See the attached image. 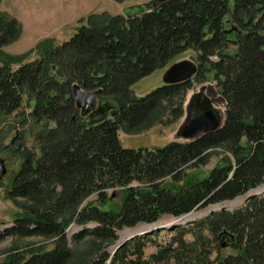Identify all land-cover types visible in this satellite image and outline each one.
Here are the masks:
<instances>
[{
  "label": "trees",
  "instance_id": "trees-1",
  "mask_svg": "<svg viewBox=\"0 0 264 264\" xmlns=\"http://www.w3.org/2000/svg\"><path fill=\"white\" fill-rule=\"evenodd\" d=\"M81 22L61 44L39 42L32 61L17 68L0 62V122L16 117L9 129L0 124V147L22 159L6 186L21 213L0 230V242L54 240L51 249L28 245L0 264H264V193H252L233 209L219 207L119 242L122 231L163 215L185 216L262 189L264 0H166L136 15L102 11ZM21 29L16 18L0 12V47L15 42ZM186 49L196 53L197 77L214 75L226 105L224 124L153 150L123 147L120 129L151 125L167 104L171 114L182 115L172 101L191 87V79L139 96L131 87ZM74 85L96 91L100 109L82 116ZM10 130L15 134L3 146ZM216 146L231 151L232 164L178 189L161 182L181 179L187 166L202 164ZM115 187L126 188L120 207L102 209ZM91 196L98 203L83 204ZM70 223L82 229L69 235ZM161 233L167 239L157 242ZM149 245L156 250L146 255ZM224 248L233 253L223 255Z\"/></svg>",
  "mask_w": 264,
  "mask_h": 264
},
{
  "label": "rangeland",
  "instance_id": "rangeland-1",
  "mask_svg": "<svg viewBox=\"0 0 264 264\" xmlns=\"http://www.w3.org/2000/svg\"><path fill=\"white\" fill-rule=\"evenodd\" d=\"M161 0H0V12H6L8 15L16 18L21 23V34L15 42L0 47V62H8L13 68H17L18 62L32 61L36 58L35 46L42 40H48L52 45L61 44V42L68 40L75 34L76 27L82 24V19H85L91 13H99L102 11H108L115 15H134L136 11H144L151 9V7L157 5ZM235 47H229L227 52H233ZM196 53L191 49H186L182 53L171 58L164 67L156 69L153 73L141 78L137 83L132 85L131 89L136 95H144L155 87L164 85L163 74L166 72L169 66L173 63L183 61V59L191 60L196 65ZM196 74V73H195ZM194 74L191 78V87L188 88L183 95L175 98L172 101V106L177 107L180 104L182 107V115L180 117L170 113V106L167 104V108L163 114L155 119V121L149 126H142L138 130H124L118 131V138H120L123 147L155 149L156 147L164 146L171 141L184 142V140L178 136V128L182 124L184 118L185 103L192 94L199 92L200 86H214V75L210 72L202 73L200 79ZM82 94L79 98L80 114L86 116L93 112L95 109H100L101 103L97 99V93L92 94L93 91H85L81 89ZM27 99H25L26 101ZM24 101V102H25ZM220 110L224 109L223 103L220 101L216 104ZM109 114V113H108ZM7 118V119H6ZM3 122V127L10 128L14 125L16 117L14 115L6 117ZM1 127V125H0ZM28 130V129H24ZM29 133L31 132L28 130ZM15 134L14 130H10L9 136L2 141L3 146L8 145L10 138ZM26 144L29 148L33 147L34 141L32 137L26 139ZM241 146L247 147L246 141H241ZM0 159L4 162L5 174L0 173V230H4L11 226L15 216L20 214V210L15 206L6 196L7 184L11 180L13 174L18 170L20 162L18 156L13 155L10 151L7 152L0 147ZM234 160L233 154L226 146H216L208 150L207 157L202 164L192 163L184 170V173L179 180H173L166 177L161 180L163 184L171 189H178L189 182L202 179L209 174V172L217 167L224 166L225 164H232ZM137 184H134L136 186ZM262 189L256 192L249 193H264V185ZM125 189L123 187H115L108 190V202L102 206V209L112 210L118 209L123 201ZM245 194L243 197H238L233 201L224 202L217 206H211L199 211H193V215L201 217L211 210L218 209L219 207H226V209H233V207L241 205L246 198L251 194ZM93 203L97 204L98 201L95 196H91L86 199L83 204ZM169 216L163 215L158 221L164 223L169 221ZM93 225H87L91 228ZM162 228V227H161ZM82 229L80 226H76L70 223L67 226V233L69 235L74 234ZM164 233V232H162ZM159 235L157 242H163L167 239L168 235ZM188 238V237H187ZM54 240H45L42 237H26L17 239L14 237H7L0 242V262L7 259L10 253H21L28 248V245L39 244V246L45 247L44 249L53 248ZM114 246L109 248L111 252ZM156 248L153 245H149L145 249V254L155 252ZM233 253L230 248H224L222 254Z\"/></svg>",
  "mask_w": 264,
  "mask_h": 264
},
{
  "label": "water",
  "instance_id": "water-1",
  "mask_svg": "<svg viewBox=\"0 0 264 264\" xmlns=\"http://www.w3.org/2000/svg\"><path fill=\"white\" fill-rule=\"evenodd\" d=\"M163 2H166V0H161V2L151 7V9L158 7ZM151 9L144 11H151ZM138 13L141 12L136 11L134 15ZM196 72L197 65L191 60L183 59V61L173 63L171 66L168 67L166 72L163 74V82L166 85L170 83H182L186 80L191 79ZM198 90L199 92L192 94L186 101L184 118L182 120L183 122L179 126L177 131L178 136H180L184 140V142H186L187 140H194L200 137L203 133L216 131V129L220 128L225 122V101L216 89L215 84L214 86H200ZM95 93L96 91L92 92V94ZM73 94L75 96L76 106L79 107V98L82 94L79 85H74ZM220 101L224 105L223 110H220V108H218V106L216 105ZM0 173L1 175L5 174V167L2 159H0ZM193 216V213H189L188 215L182 216L180 218L183 219L182 223H185V221L192 220L193 218H195V216ZM171 220H173V218ZM177 223L180 222L178 221ZM143 226L153 227L154 230L162 227L159 221L153 224H147ZM129 229L132 230V228ZM125 232L127 231H122V233ZM128 238L130 237H126L123 239L122 237H120L119 242L128 240ZM119 245L120 244H117L115 247ZM222 246L224 247L225 243H222Z\"/></svg>",
  "mask_w": 264,
  "mask_h": 264
},
{
  "label": "bare ground",
  "instance_id": "bare-ground-1",
  "mask_svg": "<svg viewBox=\"0 0 264 264\" xmlns=\"http://www.w3.org/2000/svg\"><path fill=\"white\" fill-rule=\"evenodd\" d=\"M175 220H178L180 222V224L183 222L182 218L175 217V218H173V220L165 221L164 223L162 222L161 225L162 226H164V225H173V223H177L178 222V221H175ZM185 222H187V221H185ZM148 228L152 229L153 227H146V226L142 227V225H139L136 228L133 227L132 230H130L128 228V230H126L127 232H125V233L121 232L120 233L121 234L120 237H122V239H123V238H126V237H132V236H135V235H138V234H143V232H145ZM114 250H115V246H114V249L112 250V253L114 252Z\"/></svg>",
  "mask_w": 264,
  "mask_h": 264
}]
</instances>
